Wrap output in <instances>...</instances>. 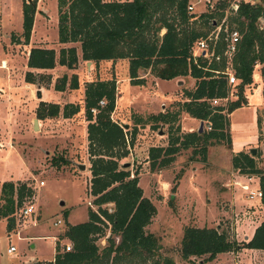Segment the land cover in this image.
<instances>
[{"label": "trees", "instance_id": "obj_1", "mask_svg": "<svg viewBox=\"0 0 264 264\" xmlns=\"http://www.w3.org/2000/svg\"><path fill=\"white\" fill-rule=\"evenodd\" d=\"M55 1L57 42L78 44L83 62L97 66L102 61L126 59L128 82L136 86L144 85V79L137 75L139 71L147 72L158 80H193L191 89L182 90L183 100L176 102L175 111L166 107L157 114H148L145 122L138 115H132L134 128L142 126V123L150 128L158 124L167 125L169 131H174L173 134L168 132L165 147L148 149L147 162L152 170L167 167L180 150L191 148L190 160L196 155L199 162H204L209 146L222 143L229 146L228 115L246 105L243 88L250 87L256 65L264 79V2L250 5L240 1L235 13L229 12L226 16L216 39L208 42L210 55L200 53L192 58L194 44L205 38V31L212 29V25L216 27L223 18L226 0H217V20L211 14L199 15L198 20H193L187 11L188 0ZM34 4L35 0L29 4L22 3V41L10 35L12 44H28ZM258 19L262 21L261 26ZM224 27L235 29L240 35L231 59L236 99L227 102L226 107L211 104L212 100L225 98L230 91L222 56ZM76 63L74 47H61L56 53L53 49L30 48L26 59V67L35 70H51L55 65L72 70ZM31 74H24V82L36 83ZM66 83L67 90L78 89L76 75L69 79L62 75L55 80L53 90L63 92ZM82 101L90 173L88 192L96 211L88 209L85 222L67 227L64 237L71 243V250L61 253L55 250L51 264H175L159 253L157 239L145 231L156 213L154 206L143 197L136 175L131 176L117 163L128 152L125 149V132L110 118L115 105V81L86 82ZM99 101H103V106L98 105ZM77 111V104H66L62 107L61 116L70 118ZM58 114L57 105L40 102L35 110V119L54 118ZM181 114L202 121L209 129L177 135ZM261 119L258 111L255 123L259 131L262 125L264 127V119ZM174 124L176 127L172 130ZM128 134L131 145L135 129ZM247 152L232 153L231 168L237 174L256 177L261 193L259 201L264 208V172L256 166V154ZM30 196L29 187L24 184H0V218L6 219L7 231L12 229L15 210ZM107 204L112 205L110 211L104 207ZM101 238H104L103 246L98 244ZM240 247L264 251V217L250 239L241 245L228 241L224 233L215 228L186 227L179 242V256L191 264L190 258L204 257L201 259L204 263L213 260L217 254Z\"/></svg>", "mask_w": 264, "mask_h": 264}, {"label": "rangeland", "instance_id": "obj_2", "mask_svg": "<svg viewBox=\"0 0 264 264\" xmlns=\"http://www.w3.org/2000/svg\"><path fill=\"white\" fill-rule=\"evenodd\" d=\"M209 1L211 9L203 0H188L192 6L189 12L194 17L193 20H198V16L204 14H211L213 19L217 20L215 13L217 0ZM240 1L245 0H226L227 6L223 10V18L216 27L213 28L212 25V29L205 31L207 38L216 37L220 25L225 24L230 3ZM23 2L26 1L0 0V89L3 91V93L0 91V116L7 111L10 113L12 118L8 115L5 120H8V124H13L14 134L8 136L6 141L8 145L12 144L14 150L8 154L5 151L10 148L7 144L0 150V159L7 158L8 162L4 172L0 165V180L29 187L31 196L24 200L21 208L32 204L34 211L23 219L18 214L20 208L16 209L10 231L6 230V219L0 218L2 221H0V264H48L52 261L54 253L60 252L59 245L71 246L64 237L67 227L85 222L88 209L96 211L92 202L93 198L88 192L90 173L81 100L83 85L96 80L113 79L115 81V105L110 118L123 127L127 140L125 149L128 152V155L119 159L117 163L131 176L136 175L143 197L147 198L156 210L145 231L157 239L160 245L159 253L173 260L175 264H191L182 261L179 256V242L186 227L215 228L218 232H223L226 239L234 244L246 243L263 219L264 208L259 200L257 204L254 203L257 200L246 203L239 188L243 184H233L239 191L233 194L235 198H231V193L237 190H232L230 193L225 191L221 184L229 176L231 154L235 152L240 141L250 142L249 137H257L255 141L250 142L248 148L255 149L256 166L264 172V127L262 125V130L259 131L254 123L258 111L262 116L261 120L264 119V81L256 84L258 95H250L248 91H245L251 88L252 83L249 88H243L246 105L230 112L228 116L229 146L223 143L209 146L204 162H199V156L196 155L190 160L191 148L180 150L173 156V161L167 167L152 170L147 162L148 149L165 147L168 132L173 134L174 131H169L167 125L159 126L158 124L150 128L149 125L142 123V126L134 128L132 117L138 115L144 119L142 122H145L148 114H157L166 107H171V111H175L176 102L183 100L182 90L191 89L193 80L189 78L158 80L147 72L139 71L137 75L144 79V85H131L128 82L126 59L102 61L97 66L93 63L88 66L86 63H81L79 67L76 65L72 70L55 66L49 71L32 70L31 72V70L27 71L29 69L27 67L24 71L26 56L23 51L26 46L12 44L10 39V35H15L22 41L20 35ZM31 2L32 0L29 3ZM34 7L36 16L33 30L31 28L30 32L31 46L53 49L55 53L60 47H74L79 51L78 44L58 45L55 0H35ZM162 33L163 31L160 34ZM1 60L5 61L1 63ZM7 69L12 72L11 75ZM254 70L255 68L253 72ZM26 72L32 73L34 79L45 89L42 97L48 101L46 104L61 103L62 107L66 104H77L78 111L66 119L62 116V119H58L56 116L55 120L54 118L37 120L42 128L40 131L39 128L34 130L32 121L35 119V110L40 102L35 108L33 107L35 104L33 101L39 99L34 93L37 81L29 85V89L23 86L26 83L24 82ZM62 75H65L67 79L71 75H76L78 89L67 90L66 83L63 92L67 95L54 92L53 84L51 87L49 82L56 77L53 80L54 83ZM235 84L229 86L232 97L228 98V102L236 99ZM8 96H10L9 99ZM226 105L227 103L224 105L221 102L214 106L226 107ZM62 107H59V112ZM178 119L177 135L197 131L199 121L190 119L184 114H181ZM0 125H2L1 121ZM124 125H127L126 129ZM207 126L203 123L202 130L207 131ZM175 127L176 124L172 126V130ZM237 127H240V130ZM0 129H2L1 126ZM133 129H135V135L130 145L128 133ZM1 135L0 131V138ZM0 143H2L1 139ZM244 148H247V145ZM208 161L215 164L218 169L213 170ZM79 165H83L84 169H79ZM229 178L232 183L233 177ZM251 178L250 181H245V185L250 190L256 189L257 179L255 176ZM40 181L43 182L42 186H38ZM234 186L231 187L235 188ZM229 193L231 195H226ZM104 207L110 211L112 205L107 204ZM258 207L263 210L262 216L255 213ZM57 219L61 223L53 225ZM105 235L107 236L106 231ZM98 244L103 246L104 238L99 239ZM8 247H13L14 251L7 254ZM236 249L217 254L213 260L204 263L201 262L204 257L190 258V260L193 264H264L257 260L244 261L253 256L246 251L248 249L242 247Z\"/></svg>", "mask_w": 264, "mask_h": 264}, {"label": "crops", "instance_id": "obj_3", "mask_svg": "<svg viewBox=\"0 0 264 264\" xmlns=\"http://www.w3.org/2000/svg\"><path fill=\"white\" fill-rule=\"evenodd\" d=\"M246 1V0H245ZM35 16H36V14H34V17H33V24H32V27H33V25H34V22H35ZM32 30H33V28H32ZM57 37V36H56ZM31 40H32V34H31V37L29 38V41H28V44L27 45H22V47H27V46H29L30 45V47H25V49H24V55L26 56V59H27V55H28V52H29V49L30 48H46V47H42V46H31ZM16 45H18V44H16ZM58 45H60V46H66L67 44H59L58 43ZM61 48V47H60ZM46 49H48V48H46ZM76 56H77V63H76V65L79 67L80 66V64L81 63H86V66H88V65H90V62H83L82 60H81V58H80V51H78L77 49H76ZM3 61H5V60H1V63H3ZM88 63V64H87ZM25 67H23V70L25 71L26 70V63H25V65H24ZM55 66H58V65H55ZM54 66V67H55ZM59 68H61V67H63V66H58ZM11 68V67H10ZM66 69V68H65ZM22 70V72L24 73V71ZM30 71L31 70V72H32V70H35V69H27V71ZM51 70H53V69H51ZM258 70H259V66L258 65H256L255 66V70H254V72H253V77H252V86H251V88H249V89H246L245 91H248V93L250 94V95H258L259 93H258V90H257V88H256V84H257V82H259V81H264V79L259 75V72H258ZM7 71H8V73L11 75V73L12 72H10L9 71V69H7ZM36 71V70H35ZM49 71V70H48ZM71 74H76V73H71ZM56 78V77H55ZM55 78H53V79H51L50 80V82L49 83H51L50 84V86L53 84L54 85V83H53V80L55 79ZM22 81H23V79H22ZM29 85L31 86V84H26V83H24V88L26 87L27 89H29L30 87H29ZM52 87V86H51ZM7 89H8V87H7ZM0 91H1V93H3V91H2V89H0ZM10 91V90H9ZM38 91V92H37ZM44 91H45V89L44 88H42V86H40V84H37L36 86H35V88H34V93L37 95V97H39V99H41V100H39V99H35L36 101H33L35 104H34V108L36 107V105H37V103L38 102H44V103H48V101H45L44 99H43V97H42V95H43V93H44ZM55 92V91H54ZM57 93H59L60 95H67V94H65L64 92H57ZM246 97V96H245ZM8 99L10 98V96H8L7 97ZM82 100V99H81ZM32 101V100H31ZM73 103H75V102H73ZM55 104V103H54ZM56 105H58L60 108L62 107V104L61 103H59V104H57L56 103ZM163 111V110H162ZM161 111V112H162ZM9 112L7 111V113H4L3 115H1L0 116V121H1V124L2 125H0L1 127H2V129H0V131L2 132V135H1V141H2V143H0V150L2 149V146H6V144L8 145V142H6L7 140H8V136H13L14 134H13V124H8L9 122H8V120H5V119H7L8 118V115H10V113L8 114ZM5 116V117H4ZM229 116V115H228ZM10 118H12L11 117V115H10ZM57 119V118H56ZM58 119H62V117H61V112H59V114H58ZM54 120H55V118H54ZM255 120H256V117H255V119H254V123H255ZM37 124H38V128H39V131L41 130V128H42V126H41V124H40V122H37ZM85 126H86V122L84 121V131H85ZM239 130H240V127H237ZM255 128H256V123H255ZM190 131L192 130V129H189ZM11 132V133H10ZM189 132V131H188ZM229 137H230V133H229ZM257 137H249V141L250 142H252V141H255V139H256ZM250 142H245V141H240L239 143H238V145H237V149L236 150H234L235 152L234 153H236V152H239V151H243V152H249V150H250V148H248V145H250ZM247 145V148H244L245 146ZM10 148V150L7 148V150H5L8 154H10V152L12 151V150H14L13 149V146H12V144H9L8 145ZM249 149V150H248ZM252 149H254V148H252ZM230 158H231V156H230ZM208 163H210L209 161H208ZM211 164V163H210ZM0 165H1V169H2V172H4L5 171V169H6V167H8V162H7V158L6 159H0ZM212 165V167H213V170L214 169H218L217 168V166L215 165V164H211ZM230 171H232V168H231V165H230V167H229V176H227V178H226V181L223 183V184H221V187H223L224 188V190L225 191H229L230 193L232 192V190L234 191V190H237V191H235V192H232L231 194L229 193V194H226V195H231L232 197L231 198H235V195H233V194H236V193H238L239 191H238V189H236V187L233 185V184H243V185H245V178L242 176V175H240V174H237L236 172H234V171H232V173H231V175H230ZM213 172V171H212ZM229 177H233V181H232V183H230L231 182V180H229L230 178ZM255 180V182H256V179H254ZM3 182H6V180L5 181H1L0 180V184L1 183H3ZM231 186H234L235 188H232ZM256 187H257V182H256ZM240 188V187H239ZM228 193V192H227ZM223 194H225V193H223ZM243 194V193H242ZM226 195H224V196H226ZM243 196H244V198H245V195L243 194ZM229 197V196H228ZM257 202H258V200L257 201H255L254 203H256L257 204ZM246 203H248L249 204V202L246 200ZM259 203V202H258ZM257 210H259V211H257ZM256 211H255V213H257L258 215H260V216H262L263 215V210L261 209V207H258V209H257ZM260 220H261V218H260ZM260 220H259V222H260ZM1 221V220H0ZM2 222V221H1ZM4 228H5V225H4ZM7 233V232H6ZM253 233V232H252ZM252 233H251V235H252ZM250 239V238H249ZM249 239H247V241L249 240ZM247 252H249V254L251 255V256H253V258H251V259H249V260H244V261H251V262H253L254 260H257V261H262V262H264V251H260V250H246ZM50 263V262H49ZM28 264V263H27Z\"/></svg>", "mask_w": 264, "mask_h": 264}, {"label": "built area", "instance_id": "obj_4", "mask_svg": "<svg viewBox=\"0 0 264 264\" xmlns=\"http://www.w3.org/2000/svg\"><path fill=\"white\" fill-rule=\"evenodd\" d=\"M203 1H204L205 4L208 5V8H210V9L212 8L209 0H203ZM255 1L256 2H254V0H246L244 2H247L250 5H253V4H256V3H263L264 2V0H255ZM237 6H238V2L230 3V5L228 7V11L230 13H235V11L237 10ZM191 10H192V6L190 4H188L187 11L189 12ZM192 19H194V18H192ZM258 22H259V25L261 26L262 25L261 19H258ZM219 30H220V28H218V32H219ZM223 33L225 34V37H224L225 46H224V49H223V52H222V56H223L224 61H225L224 74L226 76L227 85L231 86V85H233V84L236 83V80L234 78L233 71L231 69V59H232L233 54L235 52L236 44H237V42L240 39V35H239V33L235 29L227 30L226 27H224ZM215 38L216 37H214L213 39H210V38H207V37L200 38L194 44V46L191 49V57L194 58V57L198 56L200 53L203 56L210 55V54H208V42L211 41V40H214ZM229 97H232V94L231 93H228L227 96L225 98H223V99L212 100L211 101V104L212 105H215V104H218V103L223 102L224 105H225V103L228 102V98ZM98 105L99 106H103V101H99L98 102ZM91 113L94 114L95 111L94 110H91ZM208 129L209 128L207 126V130ZM242 176L245 178L246 181H250L252 179L251 178L252 176H244V175H242ZM42 185H43V182L40 181L38 183V186H42ZM240 189H241L242 193L245 195V199L247 201L259 200L261 198V193H260V191L258 190L257 187H256V189L250 190V189H248V187L246 185H241L240 186ZM19 208L20 209H18V214L23 219H26V217H28L29 215H31L33 213V211H34V208H33L32 204H28V205H26V206H24L22 208L21 207H19ZM60 223H61V221L57 219L53 223V225H59ZM59 249H60V252H69L70 249H71V246L69 244H63V245H59ZM13 251H14L13 247H8L6 249V253L7 254L12 253ZM50 263H52V261Z\"/></svg>", "mask_w": 264, "mask_h": 264}, {"label": "water", "instance_id": "obj_5", "mask_svg": "<svg viewBox=\"0 0 264 264\" xmlns=\"http://www.w3.org/2000/svg\"><path fill=\"white\" fill-rule=\"evenodd\" d=\"M26 1V3L28 4L29 2H30V0H25ZM88 64V63H87ZM38 92V91H37ZM38 95V94H37ZM38 124H37V120L36 119H33V121H32V128L34 129V130H36V129H38ZM202 126H203V122L202 121H199V124H198V128H197V133H200L201 131H202ZM122 129H123V127H121ZM124 128L126 129L127 128V125H124ZM254 152H255V149H250L249 150V153L251 154V155H254ZM125 166H127V164H125ZM78 168L79 169H81V170H83L84 169V166L83 165H79L78 166Z\"/></svg>", "mask_w": 264, "mask_h": 264}, {"label": "bare ground", "instance_id": "obj_6", "mask_svg": "<svg viewBox=\"0 0 264 264\" xmlns=\"http://www.w3.org/2000/svg\"><path fill=\"white\" fill-rule=\"evenodd\" d=\"M38 127V126H37Z\"/></svg>", "mask_w": 264, "mask_h": 264}]
</instances>
